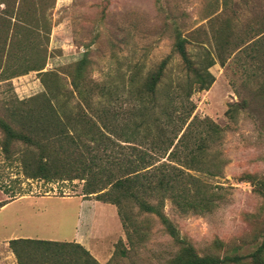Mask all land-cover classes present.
<instances>
[{"label": "rangeland", "instance_id": "obj_1", "mask_svg": "<svg viewBox=\"0 0 264 264\" xmlns=\"http://www.w3.org/2000/svg\"><path fill=\"white\" fill-rule=\"evenodd\" d=\"M176 32L189 40L196 60L205 49L216 60L215 82L193 94L190 119L209 118L219 128L217 135L193 128L206 136L213 175L189 172L216 194L217 205L203 215L182 213L166 198L163 211L199 255L258 264L253 254L264 241V197L249 177L264 180V0H0V118L7 121L15 107L42 106L44 73L51 74L56 106L82 109L71 81L83 59L88 80L118 88L117 107L126 106L123 88L132 75L146 77L170 55L164 83L184 85L173 53ZM37 65H44L43 74L28 72ZM106 101L95 96L92 104L96 109ZM3 139L0 128V205L7 204L0 208V243L14 235L78 243L99 264H166L180 250L154 214L127 205L124 212L139 230L129 241L115 206L117 217L94 196L85 198V181L28 178L24 162L37 147L15 142L7 156ZM55 258L37 245L23 253L25 264H54ZM68 260L77 264L73 251Z\"/></svg>", "mask_w": 264, "mask_h": 264}, {"label": "trees", "instance_id": "obj_2", "mask_svg": "<svg viewBox=\"0 0 264 264\" xmlns=\"http://www.w3.org/2000/svg\"><path fill=\"white\" fill-rule=\"evenodd\" d=\"M188 44L189 40L176 32L173 53L178 55L185 71L184 85L179 80L164 83L172 60L170 55L146 77L141 79L139 72L132 75L123 88L128 96L124 99L126 106L122 107L113 104L117 87L86 78L87 59L77 63L71 81L72 94L76 93L84 106L80 110L67 104L56 106L54 88L49 85L51 74L41 72L44 65L31 68L43 74L46 91L37 95L42 106H37V110L15 107L7 114V121L0 118L4 132L1 148L10 156L15 142L37 147V155L24 162L25 175L30 179L85 181V198L94 196L99 202L114 205L129 241L139 230L133 217L124 212L125 208L136 206L141 213L154 214L180 245V250L166 264H237L241 261L238 256L199 255L181 238L163 211L166 198L182 213L203 215L211 213L217 205L216 194L209 193L199 177L189 172L213 175L206 166V136L193 128L203 127L204 132L216 135L219 128L209 118L190 119L196 109L193 94L208 91L215 82L210 69L216 60L207 49L196 60L189 53ZM95 96L107 98L96 109L92 104ZM230 106L227 115L234 112L235 105ZM12 124L19 125L15 128ZM249 179L264 197V180L251 176ZM9 244L18 264H25L23 253L30 245L54 251V264H70V251L77 256V264H99L78 243L15 239ZM253 258L264 264V241Z\"/></svg>", "mask_w": 264, "mask_h": 264}, {"label": "crops", "instance_id": "obj_3", "mask_svg": "<svg viewBox=\"0 0 264 264\" xmlns=\"http://www.w3.org/2000/svg\"><path fill=\"white\" fill-rule=\"evenodd\" d=\"M28 72L37 73V71H35V70H29ZM103 204H105V203H103ZM105 205L109 206L112 209L111 210L112 215H115V217L118 216L116 213V210L114 208V205H111V204H105ZM12 238H14V239H11L10 237L5 238V239H3V242L0 243V264H18L17 258L15 256V254L13 253V251L11 250L9 243L11 240L22 239L24 237L14 235Z\"/></svg>", "mask_w": 264, "mask_h": 264}]
</instances>
